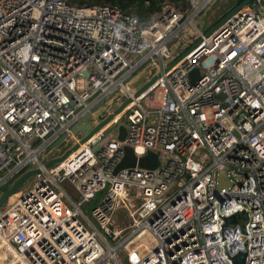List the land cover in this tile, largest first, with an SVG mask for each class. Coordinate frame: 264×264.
I'll use <instances>...</instances> for the list:
<instances>
[{
	"label": "built area",
	"instance_id": "1",
	"mask_svg": "<svg viewBox=\"0 0 264 264\" xmlns=\"http://www.w3.org/2000/svg\"><path fill=\"white\" fill-rule=\"evenodd\" d=\"M210 1H161L138 27L107 3L0 0V188L38 170L0 212L7 264H235L238 251L264 264V0L205 34L192 19ZM187 25L195 44L163 65ZM101 101L90 123L105 121L81 141L73 127ZM60 136L69 153L46 166ZM124 145L157 166L113 174ZM100 190L90 219L81 206ZM119 210L129 222L112 229ZM238 211L243 233L221 227Z\"/></svg>",
	"mask_w": 264,
	"mask_h": 264
},
{
	"label": "water",
	"instance_id": "2",
	"mask_svg": "<svg viewBox=\"0 0 264 264\" xmlns=\"http://www.w3.org/2000/svg\"><path fill=\"white\" fill-rule=\"evenodd\" d=\"M246 1L248 0H243L241 1L236 7H234L233 9H231L230 11H228L224 16H222L215 24H213L210 28H208L205 31V34H207L209 31H211L215 26H217L232 10H234L235 8L241 6L242 4H244ZM195 44L192 43L187 49L189 50L193 45ZM154 72V69L151 70V73ZM191 75H194V77ZM196 75H197V69L193 68L191 70V72L188 74L190 81L192 82L194 80V78L196 79ZM155 76H157V74H153L151 76V78L144 82L142 84V86L136 90L137 94L139 92L140 89H142L143 87L147 86L154 78ZM139 80H143V77H140V79H138V81H136L134 83L133 86H136L137 83L139 82ZM103 103V101H101L98 105H95L94 107L91 108L90 112L86 113L83 115V117H81L77 123L75 124V126L73 127V131L75 133H79L82 134V138L81 141L85 140L88 136H90L101 124L104 123L105 120H101L99 121V123L96 126L91 125L90 120H91V115L93 112H95L97 110V108ZM124 104V103H123ZM122 104V105H123ZM119 108H116L114 110V112H116ZM103 112L100 113L99 118H101ZM110 117V116H108ZM124 133H125V128L123 125H119L118 126V134H117V139L118 140H123L124 138ZM62 136H60L56 141H54L51 145L50 148L52 151H55V149L63 143L62 140ZM68 145H65V147L63 148V150H61V154L59 155V157H56L54 159H51L47 162V164H45L46 166H49L61 159H63L68 153H69V149H66ZM74 147H71V149H74ZM123 149V156L121 157L120 161L116 164V166L114 167L112 173H116L118 170L122 169V168H126V167H132L134 164H137L140 167H145V168H149V169H153L157 166L158 164V159H157V155L153 152L148 151L146 153V155L139 157L138 159H135L132 150L129 146L124 145L122 147ZM38 173V170H32L29 172H25L22 173L21 175H19L18 177L15 178V180L9 185V186H5L2 188L1 194H0V205L1 203L11 194H13L16 189L21 186L27 179V177L31 174H35ZM246 222V213L244 211H238L235 212L234 214L223 218V223L221 225V227H234L235 225L238 226L239 230L243 233L244 232V224ZM246 242H243V246L245 247ZM4 253V259H1L2 263L8 262V260H10L11 254H9L3 247H0V254ZM226 253V252H225ZM227 257L230 259V261L232 263L235 264H243L244 263V257H245V251H238L235 254L229 256L227 255Z\"/></svg>",
	"mask_w": 264,
	"mask_h": 264
},
{
	"label": "rangeland",
	"instance_id": "3",
	"mask_svg": "<svg viewBox=\"0 0 264 264\" xmlns=\"http://www.w3.org/2000/svg\"><path fill=\"white\" fill-rule=\"evenodd\" d=\"M164 1V0H162ZM168 1V0H166ZM169 2V1H168ZM95 4H101L104 3L103 1H100V3L97 2H92ZM90 3V4H92ZM236 4V0H211L207 5H205L200 12L193 17L192 19V24L199 29L201 32H205L208 28H210L213 24H215L222 16H224L231 8H233V6H235ZM181 37H182V41L183 43L176 48V46L178 45V40H173L171 41L168 46H169V50L171 52V56L169 59H164L162 61L163 65L168 64L169 62H171L175 56H177V54L179 52H181L183 50V48H187L189 45H191L195 39H196V32L194 31L193 27L191 25H187L186 27L183 28L182 32L180 33ZM158 64V62H157ZM142 73V72H140ZM148 80V78H147ZM141 85V84H140ZM139 85V86H140ZM138 86V87H139ZM133 89V88H132ZM134 90V89H133ZM102 109H99L98 111H95L92 113V116L94 117V119H99V113ZM80 136V134H79ZM66 142L63 144H60L55 151H52L51 148H47L45 150V152L39 153L38 154V159L43 163V164H47V162L51 159H54L56 157H59V155L61 154V150H63V148L65 147ZM35 170V165L33 163H30L25 170L23 171V173L25 172H29ZM33 174L29 175L27 177V179H30L32 177ZM19 174L14 175L10 180L9 183L11 184L16 177H18ZM29 182L23 183L21 186H19L16 191L11 194L10 196H8L0 205V212L2 211V209L7 206L8 204H10L11 201L19 198L21 196V194L23 192H25L28 187H29ZM219 184L221 186H226L228 184L226 178H224V176H220L219 177ZM8 184L2 186L0 188V194L2 191V188L7 186ZM62 186L69 192L71 193V187L66 184L63 183ZM104 193V190H100L95 192L93 199H91V201L89 203H84L81 207L82 210L84 212V214L92 219L91 217V209L98 203L100 197L102 196V194ZM129 220L126 216V212L125 211H121L119 210L118 213L115 214V219H114V223L112 224L111 228L112 229H125V227L127 226ZM128 229L124 230L122 232V234H124ZM113 243H116V241H113ZM117 257L119 262H121L123 260V253L122 250H119V252L117 253ZM3 264H7V262L3 263Z\"/></svg>",
	"mask_w": 264,
	"mask_h": 264
},
{
	"label": "trees",
	"instance_id": "4",
	"mask_svg": "<svg viewBox=\"0 0 264 264\" xmlns=\"http://www.w3.org/2000/svg\"><path fill=\"white\" fill-rule=\"evenodd\" d=\"M103 1L109 5L115 6L121 11L132 14L137 20V26L141 27L148 22L151 14L159 9V4L162 0H68L75 4H90L92 2L100 3ZM169 2L179 1L182 6L186 5L185 0H168ZM240 0H236L238 3Z\"/></svg>",
	"mask_w": 264,
	"mask_h": 264
},
{
	"label": "bare ground",
	"instance_id": "5",
	"mask_svg": "<svg viewBox=\"0 0 264 264\" xmlns=\"http://www.w3.org/2000/svg\"><path fill=\"white\" fill-rule=\"evenodd\" d=\"M1 259H4V253H1V254H0V264H3V263H2V261H1ZM8 261L10 262V261H11V259H10V260H8Z\"/></svg>",
	"mask_w": 264,
	"mask_h": 264
}]
</instances>
